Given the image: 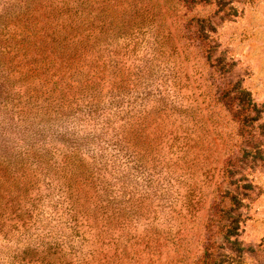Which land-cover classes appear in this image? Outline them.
Instances as JSON below:
<instances>
[{"label": "rangeland", "instance_id": "rangeland-1", "mask_svg": "<svg viewBox=\"0 0 264 264\" xmlns=\"http://www.w3.org/2000/svg\"><path fill=\"white\" fill-rule=\"evenodd\" d=\"M195 2L184 7L173 0H146L143 3L151 4L157 17L144 16L145 25L131 35L105 34L100 41L99 27L97 31L91 26H99L106 16L117 19L113 11L119 4L114 0H0V264H39L43 259L45 264H62L64 254L70 260L65 264H83L89 254L108 255L113 262V233L119 232L111 226L109 239V235L98 237L99 228L77 229L71 220L72 201L65 203L66 190L54 175L57 170L51 168L46 175L34 161L43 155L41 144L64 152L78 147L85 155L92 154L100 146L101 124L97 117H88L89 108L83 106L63 118L36 115L37 104L29 97L39 88L32 80L20 78L17 71L22 68L12 65L21 62L25 42L15 51L9 47L13 39L18 41L15 45L22 41L25 36L16 35L31 18L42 25L63 20L71 24L73 35H91L92 68L97 67L98 56L104 58L103 80L93 79L104 89L102 113L120 111L125 116L147 105L156 121L155 131L192 133L187 164H168L167 158L164 163L143 160L144 166L142 161V165L127 162L121 154L112 166L107 164L103 178L110 190L106 196L116 203L134 197L139 204L141 220L128 224L123 244L150 229L145 220L149 217L164 211L185 217L192 207L186 210L183 205L190 202L197 204L192 218L196 221L182 219L176 227L183 225V236L189 241L182 243L185 251L172 247L159 262L153 257L150 264H191L200 254L199 237L209 235L210 228L205 227L214 213L218 223L210 225L211 234L215 245L222 247L218 251L222 264H264V0ZM194 20L205 21L204 32L208 25L216 29L202 43L205 50L212 49L210 54L200 50L199 40L195 46L186 45L188 37L199 34ZM16 52L15 62L10 61ZM235 85L249 94L254 108L239 106L233 94L225 106L216 102L217 88ZM26 88L29 93H24ZM105 147L108 157L115 156ZM166 169L168 175L163 174ZM174 169L175 178L170 175ZM226 218L238 221L237 236L231 241L238 240L244 248L240 256L219 236L224 228L219 222L226 226ZM43 247L51 248L47 259L41 254ZM75 252L81 256L79 263L72 259Z\"/></svg>", "mask_w": 264, "mask_h": 264}, {"label": "trees", "instance_id": "trees-1", "mask_svg": "<svg viewBox=\"0 0 264 264\" xmlns=\"http://www.w3.org/2000/svg\"><path fill=\"white\" fill-rule=\"evenodd\" d=\"M145 1L146 0H133L129 2L128 0H114V2H118L120 5H116V9L113 11L114 17L117 19L114 20L113 17L109 18L106 16L105 20L99 24V26H91L92 30H97L99 27L98 38L100 41L105 34L107 36L114 35L117 37H126L134 32L140 31L146 22L144 16H149L151 14V18H153L159 15L158 13L154 14L153 11L155 10L153 6L149 3L145 5L143 3ZM173 1H175L178 6L184 7L196 4L195 0ZM194 22L199 28V34L195 36L196 38L192 36L188 37L190 43L186 45L188 47L195 46L199 40L200 45L198 46L200 50L202 49L201 51L203 53L210 54L212 49L208 48L205 50V46H203L202 43L207 41L210 38V34L214 33L216 29L208 25L207 32H204V30H206L204 29L206 24L205 21L194 20ZM8 25L9 24H7L6 28H8ZM71 27V24L63 20L56 24L42 25L31 18L30 23L22 28L21 34L16 35L18 38H20V36H25L20 39L22 41H19V43L15 45L18 41L16 42V39H13L9 47L11 45L12 51H15L17 47L25 42V46L22 50L23 55L21 62L12 65L22 68V71H17V73L20 74V78H25L26 81L32 80L34 85L36 83L37 88H39L35 91L33 96L29 97V100H33V102L37 104L38 108L36 115H44L53 118L58 116V118H63L74 111L75 108L77 109L83 106L86 109L89 108L87 116L92 118L97 117L98 123L101 124V138L97 139L100 146L98 149L93 150L92 154L85 155L84 151L78 147L69 148L64 152L63 150H58L57 147L41 144L43 155H41L38 160L34 158L37 167H42L46 175H49L47 174V170L51 168L57 170L54 175L57 176L58 185L63 187V190H66L63 191L64 194L67 195V199L64 195V200H66L65 203H69V200L72 201L71 220H74L73 225L77 229L89 227V231L92 232V228H99L98 237L101 235L103 237L109 235V239L112 237L111 229L113 230L114 228L119 231L113 233V236L116 234L115 239L113 238L115 241L113 245V250L115 252L113 262L109 261L111 258L108 255L99 257L98 255L89 254L85 256L86 260H83L82 263L124 264L121 262L126 260L132 261L133 264H135V261L137 262L136 264H150L153 257H156V262H159L161 260V254H168V251H170L172 247L185 251V247L182 243L189 241L183 236L185 231L182 227V223H180L179 228L176 227L182 219H189L187 223H190V219L194 218V213L198 210L196 208L197 204L184 202L183 206L186 210L192 207L190 213H182L185 217H179V214L175 215L172 212L168 214L164 211L160 216L155 215L145 219L148 221L146 226L150 227V229L145 231L142 236L138 235L139 238L134 236L133 239H130V244L126 245L122 242V240L127 239L124 235V230L126 227L128 228V224H131L134 219L136 221L141 220L140 216H138V213H140L139 204L134 197L128 198L126 202L121 201L119 203H116V200L112 198V196L107 197L106 194L110 188H108L103 178V173H105L107 169V164L112 166V162L115 163V161H118L117 158L120 154L127 162L136 163V161H139L140 164L142 165L143 163L144 166L146 165L144 161H149L151 163L156 160V162L164 163L167 158H169L168 164L173 163L176 166L178 164H187L188 161H190L188 156L192 150L188 146L192 133H186L178 129L169 133L155 131L153 124H155L156 121L151 118V110L148 109L149 106L147 105L125 116H123L124 114L120 116V111H116L118 115H115L116 112H113L111 114L112 116L104 112L102 113L99 107L100 102H103L101 94L104 92V89L100 87L98 81L93 82V79L96 78L99 81L103 80L101 76L104 75L101 70L104 69V58L103 56H98L97 63L99 66L97 65L96 68H92V60H89L92 57L89 58L88 56V48L92 38L91 35L88 37H77L72 34ZM179 32H181V29ZM91 34L95 35L96 32L93 31ZM170 34L171 31L168 29V38ZM18 55L19 52H16L13 60L10 59V61L15 62ZM216 62V66L218 68L220 67L218 71L223 70V67H221V60H217ZM217 89L215 100L216 102H220L221 106H225L226 103L230 101V96L233 94L234 97L232 99L238 100L239 106L242 105L248 108L250 106H252V108L255 107V105L250 102L249 94L238 85H235L232 89ZM23 91L24 93H29L27 88ZM187 109L188 108H186V110ZM189 110L191 111V109ZM162 118V116H159L158 119ZM192 119L195 121L193 117ZM195 122L191 123L196 125ZM105 146L115 151V156L108 157V155L104 153L106 150ZM94 151H96V154ZM112 157H114V160L111 159ZM192 161H194V156ZM162 169L163 168H161V170ZM175 172L176 170L174 169L170 174L174 178L176 177ZM163 174L168 175L167 169L163 171ZM182 176L184 175L178 176V178ZM102 180L104 181V187H101ZM90 194L95 199L89 198L88 195ZM79 196H84V198L76 202L75 198ZM233 199L234 198H230V201ZM159 200L161 201V199ZM196 203H199V201ZM224 212L229 214L227 210ZM215 215L214 213L211 216L210 220L207 221L208 225L205 227L208 229L210 228L209 235L199 237L198 250L200 254H195L191 264L223 263L219 259L220 256H218V251L222 250V247L215 245V239L211 234V227L216 225L215 223H218ZM192 220L196 221V219ZM225 221L228 223L226 226H224L225 224H223V222H219L220 228L224 227L219 236H221L228 245L230 251L240 256L244 253V248L241 247L238 240L231 241V238L237 236L235 233L236 229H238V221L236 219L229 221L227 218ZM111 226L113 228H111ZM97 242H99V240ZM53 245L56 247L58 244ZM110 245L111 241L108 242L107 246ZM82 247L83 245L81 243L79 248L82 249ZM50 249L51 248L44 250L43 247L41 252L43 258L47 259L46 257L50 254ZM74 249L75 248L72 246L70 251L74 252ZM36 251H38V248ZM175 252L179 254L178 251ZM246 252L247 250L245 253ZM65 256L69 255L64 254L63 258L59 261L60 263L65 264L66 261H70L67 260ZM72 259H77L76 263L77 261L79 263L81 256H77L75 252L72 253ZM106 259H108V261ZM43 260L40 262L38 261L39 264H45ZM164 263L166 262L164 261Z\"/></svg>", "mask_w": 264, "mask_h": 264}]
</instances>
